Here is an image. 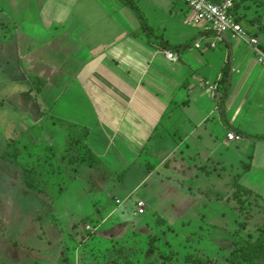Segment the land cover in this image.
<instances>
[{
    "label": "crops",
    "instance_id": "crops-1",
    "mask_svg": "<svg viewBox=\"0 0 264 264\" xmlns=\"http://www.w3.org/2000/svg\"><path fill=\"white\" fill-rule=\"evenodd\" d=\"M135 1L147 14L158 16L149 22L156 34L171 44L194 38L189 47L178 52L150 43L119 0H0V112L24 114L12 124L22 127L21 142L25 135L49 144L59 137L67 144L65 129H77L80 141L103 162L99 169L108 178L102 179V191H115L118 185L125 190V176L134 171L131 179L136 178L141 165L146 175L137 177L129 191L153 176L156 184L167 188L173 183L179 190L176 167L182 158L205 153L228 169L229 160L217 156L229 157L246 142L251 154L239 158L235 186L264 203L258 183L264 176V141L241 137L237 144L228 138L235 134L229 127L264 135V62L258 60L259 45H264V5L235 1V13L256 30L255 37L242 41L228 36L216 40L199 27L187 26L176 0ZM165 51L175 53L177 60H167ZM225 66L223 116L229 127L219 113L218 81ZM1 124L5 121L0 135ZM247 157L250 162L243 163ZM171 158L175 160L170 163ZM112 175L121 178L114 181ZM149 202L145 198L144 209L151 212L157 204ZM138 215L135 207L131 214L118 211L110 218Z\"/></svg>",
    "mask_w": 264,
    "mask_h": 264
},
{
    "label": "rangeland",
    "instance_id": "rangeland-1",
    "mask_svg": "<svg viewBox=\"0 0 264 264\" xmlns=\"http://www.w3.org/2000/svg\"><path fill=\"white\" fill-rule=\"evenodd\" d=\"M175 2L179 14L186 11L182 0ZM138 8L148 23L153 17L157 19L158 16L147 14L145 7ZM134 18L138 24L135 15ZM1 114L4 119L0 117V123L5 121L0 135L2 264H191L195 259L228 264L227 258L235 246L253 243L258 229L264 226V203L235 186L239 158L251 154V146L246 142L233 149L229 157H218L217 153V159L229 160L228 169L217 160L205 158V153L201 157L196 152L193 157L182 158L176 167L180 173L178 184L183 187L179 185V190L173 183L167 188L156 184L153 176L147 184L129 191L137 184V177L146 175V167L141 165L136 178L131 179L134 171L125 176V190L118 185L115 191H102L101 183L108 178L103 168L99 169L103 162H98L91 151L90 155H81L83 142L77 129H65L69 132L67 144L59 137H55L58 143L35 139L33 142L25 135L20 136L21 142L18 138L22 127L12 124L22 120L24 114ZM242 162L248 163L250 159L244 158ZM25 171L40 185L42 193L25 186ZM118 177L121 178L111 176L114 181ZM258 183L264 194V176ZM145 198L150 204H157L151 212L145 208V213L134 218H110L118 211L131 214L136 203ZM170 202H175L176 207L167 206ZM109 212H113L111 216Z\"/></svg>",
    "mask_w": 264,
    "mask_h": 264
},
{
    "label": "trees",
    "instance_id": "trees-1",
    "mask_svg": "<svg viewBox=\"0 0 264 264\" xmlns=\"http://www.w3.org/2000/svg\"><path fill=\"white\" fill-rule=\"evenodd\" d=\"M119 1L122 4H124L125 6H127L134 13V15L136 16V18L139 22L141 33L144 35V37H146V39L150 43H154V44L159 45L163 48H168L172 51L175 50V51L180 52V51L188 48L189 45L191 44V42L194 40V38H192L190 41H188L184 44H171V43L167 42L160 35L156 34L153 31V29L151 28L149 23L144 19V16L142 15L141 11L139 10L137 4L134 1H131V0H119ZM212 1L214 3L221 2V0H212ZM254 1H257V2L260 1L261 3H259V4L264 5V2H263L264 0H254ZM237 3L238 2L234 3L235 5H234V10H233L235 20L243 27V29L246 33V36L255 37L256 36V30L253 28L251 21L244 19V18H241L240 16L236 15L235 8L237 7ZM259 49L262 51V53H264V45H259ZM227 71H228V68H227V66H225V68L222 71V77L218 81V84H219L218 88H220L222 91L220 103H219L220 117L222 118L223 123L227 127H229V125H227V122L225 121L224 116H223V104H224V100H225L226 94H227ZM229 129L232 130L235 133V135L237 134V136L239 138L245 137V138H250L253 140L264 141V135L247 134V133L241 132L240 130H237L233 127H229ZM87 152L89 153V155L91 154L88 151V148L83 144L81 155H83L84 153H87ZM74 158H76V157L74 156ZM90 164H87V165H90ZM50 166L52 167L51 164H50ZM23 178H24L25 186L29 190L37 192V193H42L40 185L33 181V178L28 173V171L24 172ZM243 192H247V193L252 195V193L249 191H243ZM253 196H254V194H253ZM258 231H259V233H258V235L255 238L253 243H250L248 245H236L235 246V248L232 250L230 256L227 258L228 264H260L261 261H264V226L260 227L258 229ZM0 264H2V263H0ZM191 264H208V263L202 259H195L191 262Z\"/></svg>",
    "mask_w": 264,
    "mask_h": 264
},
{
    "label": "built area",
    "instance_id": "built-area-1",
    "mask_svg": "<svg viewBox=\"0 0 264 264\" xmlns=\"http://www.w3.org/2000/svg\"><path fill=\"white\" fill-rule=\"evenodd\" d=\"M186 5V15L184 23L190 27H199L203 33H211L214 39L220 40L225 36L231 39H240L245 41L246 33L243 27L235 20L233 4L235 0H221L214 3L212 0H182ZM215 43L210 42L209 46L214 47ZM194 47H199L198 42L194 43ZM258 60L264 62V55L259 53ZM164 56L169 61H174L177 56L171 51H165ZM211 90L215 86L210 87ZM230 140H238L239 137L233 133L228 135ZM136 211L143 213L144 203L138 201L136 203Z\"/></svg>",
    "mask_w": 264,
    "mask_h": 264
}]
</instances>
